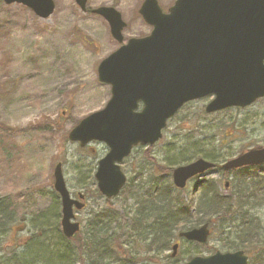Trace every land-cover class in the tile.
<instances>
[{
	"label": "rangeland",
	"instance_id": "rangeland-1",
	"mask_svg": "<svg viewBox=\"0 0 264 264\" xmlns=\"http://www.w3.org/2000/svg\"><path fill=\"white\" fill-rule=\"evenodd\" d=\"M143 1L88 0L87 6L114 7L126 22L125 41L147 35L151 30L138 13ZM174 1L157 0L164 11ZM54 4L53 13L46 19L20 4L0 5V199L13 217L7 232L0 236V246L34 257V249L40 247H48L59 255L58 243L64 244L58 226L60 199L53 189V170L58 162L70 195L73 198L77 193L85 195V207L75 212V220L81 226L79 236L92 211L102 208L120 216L133 203L128 200L122 204L123 196L118 195L110 200L108 209L105 198L96 194V184L88 175L91 167V174L94 173L97 160L108 151L104 143L91 142L80 147L68 139V132L79 120L103 108L109 99L110 86L98 80L97 65L119 43L112 38L105 19L81 11L75 0H54ZM211 98L186 103L168 120L158 142L135 147L121 163L130 184L146 187L148 176L163 175L165 172H154L159 169H153L149 159L166 168L178 156L175 153L179 148L193 153L202 145L218 155L220 164L249 148L264 146V98L245 108L232 107L206 114L204 107ZM247 171L249 174L251 170ZM257 171L262 174L264 166L257 167ZM205 178L219 182L221 195L234 193L232 172L219 169ZM225 180L229 181L227 189L223 188ZM194 185V180L187 182L181 192L184 201L190 200ZM263 192L264 189L257 191ZM193 196L197 200L198 190ZM49 211L53 212L52 219ZM249 214L262 237L264 207L252 208ZM254 217L258 218L256 224ZM118 221L128 223L126 218ZM40 229L44 231L41 234ZM229 230V226L222 230L215 223L204 244L180 240L178 264L194 255L233 251L223 244ZM177 233L173 241H179ZM248 250L244 249L251 256L253 251ZM163 254H170V248ZM161 257L140 264H166ZM52 264L60 263L54 260Z\"/></svg>",
	"mask_w": 264,
	"mask_h": 264
},
{
	"label": "water",
	"instance_id": "water-1",
	"mask_svg": "<svg viewBox=\"0 0 264 264\" xmlns=\"http://www.w3.org/2000/svg\"><path fill=\"white\" fill-rule=\"evenodd\" d=\"M2 1L23 5L41 19L48 18L55 6L53 0ZM75 2L81 11L86 10L87 0ZM91 12L108 22L113 39L123 42L126 24L114 7L99 6ZM138 12L152 27L150 33L127 39L98 63L97 78L110 86V97L103 108L79 120L68 133V139L80 147L92 141L108 147L94 172L96 187L106 198L116 196L123 187L126 176L120 163L131 149L157 142L167 120L184 103L212 95L204 110L213 113L243 108L264 97V0H175L166 13L157 0H144ZM262 164L264 147L257 146L227 160L222 168ZM212 167V162L196 159L174 168L172 182L183 188L189 178L202 176ZM53 176L61 201V230L70 238L79 230L73 207L81 209L84 203L71 198L61 163L55 165ZM178 235L205 243L208 224ZM177 248L174 243L172 257ZM247 262V254L236 250L194 256L183 264Z\"/></svg>",
	"mask_w": 264,
	"mask_h": 264
},
{
	"label": "trees",
	"instance_id": "trees-1",
	"mask_svg": "<svg viewBox=\"0 0 264 264\" xmlns=\"http://www.w3.org/2000/svg\"><path fill=\"white\" fill-rule=\"evenodd\" d=\"M205 149L206 147L201 145L197 147V152L191 153L179 148L175 153L178 156L167 163L166 168L157 162L154 163L150 158L153 169H159L154 172L165 173L159 177L148 176L146 187L132 183L131 185L127 180L119 195L123 196L122 204H126L128 200L133 203L131 208H124L123 215L118 216L112 210L100 208L92 211L81 236L79 230L72 238L67 239L60 230L64 244L58 243L59 255L48 247L34 249V257L27 256L25 252H17L16 249L5 250L0 246V264H52L54 260H58L60 264H140L161 255L160 259L165 260L166 264H178V254L171 257L170 254H163L164 251L174 242L177 231L204 222L209 224L210 229L214 228L215 223H218L222 230L225 225L229 226L231 230L225 233L223 239L225 247L245 251L249 248L248 253L252 250L253 254L249 256L248 264H264V234L259 236L262 231L253 227L252 217H249L250 209L264 207V192L257 193L264 189V172L259 173L256 167L232 171L235 190L233 194L226 196L219 193V182L214 179L200 181L197 200L190 194V200L184 201L181 192L185 189H176L172 185L169 175L174 164L202 157L218 165V155ZM248 169L251 170L249 174L246 173ZM91 170L92 167L88 177L94 183ZM139 173L140 171L137 172L138 176ZM96 194L100 196L97 189ZM111 199H104L108 209ZM194 201L196 202L193 203ZM2 202L3 199H0V236L7 232L13 220L12 212L8 211L7 205ZM49 213V218L52 219L53 212ZM125 218L128 219L127 224L119 223L118 220ZM257 219L254 217L255 224ZM58 226L60 227L59 224ZM43 232V229L39 230L40 234ZM231 236L233 239L229 240ZM37 258L41 260L37 261Z\"/></svg>",
	"mask_w": 264,
	"mask_h": 264
}]
</instances>
